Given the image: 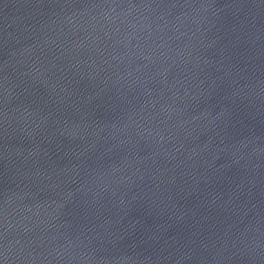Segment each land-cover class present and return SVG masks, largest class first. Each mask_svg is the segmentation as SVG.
Returning <instances> with one entry per match:
<instances>
[{
    "label": "water",
    "instance_id": "1",
    "mask_svg": "<svg viewBox=\"0 0 264 264\" xmlns=\"http://www.w3.org/2000/svg\"><path fill=\"white\" fill-rule=\"evenodd\" d=\"M0 264H264V0H0Z\"/></svg>",
    "mask_w": 264,
    "mask_h": 264
}]
</instances>
